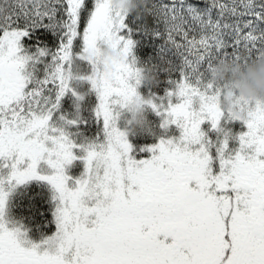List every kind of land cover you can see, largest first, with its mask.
<instances>
[{"label":"snow or ice","instance_id":"snow-or-ice-1","mask_svg":"<svg viewBox=\"0 0 264 264\" xmlns=\"http://www.w3.org/2000/svg\"><path fill=\"white\" fill-rule=\"evenodd\" d=\"M205 3L168 0L141 14L156 17L181 56L166 94L177 102L145 101L181 134L142 149L147 158L130 155L116 126L115 99L135 96L141 82L128 62V16L113 28L125 61L111 79H90L100 132L76 143L64 127L75 122L53 117L67 92L81 98L70 86L73 49L89 51L107 26L101 0H12L0 11V264H264V111L243 121L239 147L227 155L228 133L218 129L225 138L216 171L200 131L205 121L217 129L223 117L206 67L264 52V0ZM78 158L83 172L69 187L65 166ZM30 180L46 181L54 202L55 231L38 242L7 216L9 193ZM21 208L49 222L43 203Z\"/></svg>","mask_w":264,"mask_h":264},{"label":"trees","instance_id":"trees-1","mask_svg":"<svg viewBox=\"0 0 264 264\" xmlns=\"http://www.w3.org/2000/svg\"><path fill=\"white\" fill-rule=\"evenodd\" d=\"M11 2L12 0H0V11H9ZM161 2L167 4L168 0H126L121 16H128L126 23L132 29L129 36L133 40L129 55L130 61L135 68L141 70V74L148 71L154 77L152 83H145L141 79L136 88L134 105L121 114L119 113L120 117L117 121L118 128L126 134L132 147L131 155L134 158H147L150 153L141 151L142 149L153 146L162 139H176L180 136L173 124L162 126L163 116L157 115L152 107L145 103L150 98L154 103H165V106L168 99H171L172 103L177 102L176 97L169 98L166 94L174 87L171 81L179 78L177 70L181 64V56L175 48L166 45L163 38V25L158 23L156 17L141 15L152 4ZM220 2L231 4L239 3V0H220ZM196 6L201 9L207 7L205 0H196ZM113 15H117V13ZM155 32H160L161 35L157 36L154 34ZM22 47L27 49V46L23 44ZM48 47L51 48V45ZM28 52L31 54L30 50ZM73 52L78 57L80 49L74 48ZM262 60H264V52L257 53L250 59L221 57L206 67L207 80L214 86L216 102L223 113L217 129H213L211 124L206 122L202 123L200 127V131L204 134L202 142H205V147L211 158L210 166L214 171L218 170V160L215 159L216 148L225 138L218 129H223V132L228 133L225 149V155H227L239 147L238 137L246 131L243 121L253 116L256 111H264V106L250 101L240 94V88L248 79L249 66L258 67ZM71 70L72 77H81L90 72V66L85 61L75 59ZM32 72L36 79H41L43 65L37 63L32 68ZM71 87L81 98L77 100L72 93L68 92L60 99L57 113L53 119L57 123H62L57 120V117L63 116L65 120L74 121V124L64 127L66 132L75 138V142L80 143L95 138L100 132L102 123L95 115L97 97L90 85L87 82L73 79ZM79 171L80 167L76 164L72 166L70 174L75 177ZM51 196V191L44 181L30 180L23 185H18L9 193L7 216L9 219L22 223L27 229L28 236L38 242L51 235L55 229L54 223L50 222L51 209L54 206ZM40 203L49 209L47 213L49 222L41 220L34 213L28 215L21 208V205L32 206Z\"/></svg>","mask_w":264,"mask_h":264},{"label":"rangeland","instance_id":"rangeland-1","mask_svg":"<svg viewBox=\"0 0 264 264\" xmlns=\"http://www.w3.org/2000/svg\"><path fill=\"white\" fill-rule=\"evenodd\" d=\"M125 1L126 0H101L102 7H103V9L106 13V17H107V26L101 25L97 29L93 47L89 51L85 52L83 55H81V53H80L79 56L76 58L78 61L87 62V64H89V66H90V72L87 75H83L81 77H72L73 73L71 70L69 73L70 86H71V80H73V79L87 82L89 85H90V79L91 78L99 77V78L111 79L115 75L119 66L125 61V57H124L122 51L118 50V48H117V41L115 39V32L113 31V28L119 27V20L122 18L121 16H122V11H123ZM115 13H117V15H113ZM104 49L113 50L116 53H119L120 56L122 57V59L117 60V59H111V58L103 57L102 53H103ZM129 58L130 57H128V62L130 64H132V62L130 61ZM90 87H91V85H90ZM136 88H137V86H136ZM94 94L96 95L95 92H94ZM134 99H135V96H132L127 100H123L122 98H119V97H117L115 99L116 126H117V121L120 117L121 112H123L124 110L130 109L134 105ZM205 122L210 124V122H208V121H205ZM174 126H176V125H174ZM117 128H118V126H117ZM118 130L121 133H123V135L126 137V134L122 130H120L119 128H118ZM176 130L178 131V134L180 135L181 130L177 126H176ZM76 155L79 157V155H81V153H79V151H76ZM130 155H131V153H130ZM76 164L80 167V171H79V174L77 176L73 177V176H71L70 171H71L72 166L76 165ZM51 171H52L51 169H46L45 172H41L40 174H51ZM82 172H83V161L80 160L79 158L76 159L75 161H73L71 164L65 166V174L72 178L69 181V187L72 186V181L75 178H78ZM44 182L49 187L51 194H52L51 186L48 185L46 181H44ZM54 231H55V229H54ZM54 231H52V232H54ZM27 235H28V233H27ZM28 238L31 239L29 236H28ZM31 240L33 242H37L33 239H31Z\"/></svg>","mask_w":264,"mask_h":264},{"label":"clouds","instance_id":"clouds-1","mask_svg":"<svg viewBox=\"0 0 264 264\" xmlns=\"http://www.w3.org/2000/svg\"><path fill=\"white\" fill-rule=\"evenodd\" d=\"M102 56L111 59H122L119 53L113 50L104 49ZM141 79L145 83L153 82V75L148 71L141 74ZM240 94L250 101H254L261 106H264V60L259 63V66L250 65L248 68L247 82L240 88Z\"/></svg>","mask_w":264,"mask_h":264}]
</instances>
